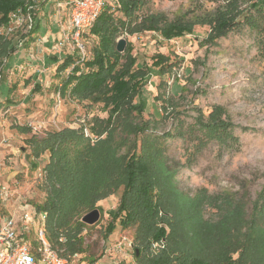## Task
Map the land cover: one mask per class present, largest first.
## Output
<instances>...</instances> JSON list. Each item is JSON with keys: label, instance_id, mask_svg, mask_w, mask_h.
Wrapping results in <instances>:
<instances>
[{"label": "rangeland", "instance_id": "1", "mask_svg": "<svg viewBox=\"0 0 264 264\" xmlns=\"http://www.w3.org/2000/svg\"><path fill=\"white\" fill-rule=\"evenodd\" d=\"M144 1L143 10L162 12L170 20L180 16L194 20L228 4V0ZM250 1L239 0L240 10L249 8ZM67 2L28 0L24 8L10 14L7 24L0 26V45L9 44L10 50L8 55L0 52V98L4 102L0 109V184L9 194L0 201V208L6 213H20L26 206L38 210L37 205L46 196L44 167L50 152L36 157L30 138H41L64 127L88 128L93 116H108L102 104L89 106L62 97L56 90L67 75L57 72L52 58L65 56V51L59 54L53 45L62 27L69 24ZM108 5L116 16L121 15L117 0H110ZM211 29L210 24L196 23L193 33L170 40L151 31L120 36L127 40L126 48L129 46L131 53L148 66L157 54L177 64L165 75L157 68L150 73L143 92L147 109L135 120H152L148 134H172L164 140L169 164L178 166L174 171L176 187L191 196L201 194L204 188L209 194L246 204L250 212L253 203L264 198V60L256 32L249 26L234 29L215 43L208 38ZM85 43L92 57L98 38L88 35ZM36 83L40 86L37 90ZM158 95L168 101L167 111L161 108ZM216 105L223 108L222 122L229 124L225 139L199 143L193 136L185 139L182 135L192 134L190 126L197 119L206 121ZM121 136L118 131L114 140L119 141ZM122 191L123 187L97 202L95 208L101 217L96 224L80 225L88 210L69 228L60 230L58 241L63 245L55 248L69 264H123L125 251L136 260L135 227L123 229L117 219L114 232L106 236ZM71 242H79L82 250L72 253L66 249Z\"/></svg>", "mask_w": 264, "mask_h": 264}, {"label": "trees", "instance_id": "2", "mask_svg": "<svg viewBox=\"0 0 264 264\" xmlns=\"http://www.w3.org/2000/svg\"><path fill=\"white\" fill-rule=\"evenodd\" d=\"M26 3L28 0H0V26ZM249 3V8L240 10L239 0H228L225 9L194 20L185 16L170 20L162 12L143 10L144 0H117L121 15L116 16L108 5L90 29L88 35L98 38L92 57L80 62L71 54L52 56L57 72H67L56 88L60 96L89 106L100 103L108 113L106 118L95 115L87 123L90 135L84 126L64 127L29 139L36 157L50 152L44 167L46 196L37 209L47 213V234L54 247L63 245L58 241L60 230L69 228L83 212L123 187L106 236L114 232L117 219L123 229L135 227L138 263L264 264V198L253 203L248 212L246 204L209 194L204 188L195 196L181 191L174 184L178 166L169 164L164 140L172 134H148L152 120H135L147 109L143 92L150 73L157 68L165 75L176 62L157 54L148 66L129 46L124 52L116 48L123 34L151 31L170 40L193 33L196 23L210 24L208 38L215 43L230 31L249 26L256 32L264 60V0ZM0 52L8 55L9 44L1 43ZM39 87L36 83L34 89ZM162 98L156 96L167 111L168 101ZM3 103L0 98V109ZM222 111L221 106H214L206 121L197 119L190 126L192 134L182 136H193L197 143L224 140L229 124L222 122ZM118 131L122 136L116 141ZM156 242L163 244L157 251L152 249ZM77 243L71 242L66 249L80 252Z\"/></svg>", "mask_w": 264, "mask_h": 264}, {"label": "built area", "instance_id": "3", "mask_svg": "<svg viewBox=\"0 0 264 264\" xmlns=\"http://www.w3.org/2000/svg\"><path fill=\"white\" fill-rule=\"evenodd\" d=\"M109 2L110 0H68L69 24L62 27L61 36L55 41L53 48L59 54L65 51L64 55L75 56L77 52L78 56L75 57L80 62L90 58L85 38ZM85 133L90 135L88 128H85ZM8 197L7 188L0 184V201ZM46 218V212H40L34 207L26 206L20 213H6L0 208V264H69V260L49 240ZM63 241L61 238V242ZM128 245L133 246L132 242ZM161 247L163 244L159 242L152 245L155 251Z\"/></svg>", "mask_w": 264, "mask_h": 264}, {"label": "water", "instance_id": "4", "mask_svg": "<svg viewBox=\"0 0 264 264\" xmlns=\"http://www.w3.org/2000/svg\"><path fill=\"white\" fill-rule=\"evenodd\" d=\"M126 45H127V40L123 37H120L118 39L116 46L117 51L124 52L126 49ZM100 217H101L100 210L98 208H94L83 216L82 222H84L85 224L94 225L100 220Z\"/></svg>", "mask_w": 264, "mask_h": 264}, {"label": "crops", "instance_id": "5", "mask_svg": "<svg viewBox=\"0 0 264 264\" xmlns=\"http://www.w3.org/2000/svg\"><path fill=\"white\" fill-rule=\"evenodd\" d=\"M51 37V36H50ZM56 38V37H55ZM54 38V39H55ZM47 40H48V38H46ZM53 39V38H52ZM56 40V39H55ZM54 40V41H55ZM50 41V40H49ZM122 256H123V261H124V263L123 264H133V263H135V262H137L135 259H133V258H131V255L127 252V251H125L123 254H122ZM111 264H113V263H111ZM116 264H118V261L116 262Z\"/></svg>", "mask_w": 264, "mask_h": 264}]
</instances>
